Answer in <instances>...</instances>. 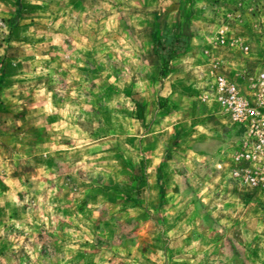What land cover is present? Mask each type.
Instances as JSON below:
<instances>
[{"label":"rangeland","instance_id":"1","mask_svg":"<svg viewBox=\"0 0 264 264\" xmlns=\"http://www.w3.org/2000/svg\"><path fill=\"white\" fill-rule=\"evenodd\" d=\"M216 73L255 100L264 0H0V264H264V128Z\"/></svg>","mask_w":264,"mask_h":264},{"label":"built area","instance_id":"2","mask_svg":"<svg viewBox=\"0 0 264 264\" xmlns=\"http://www.w3.org/2000/svg\"><path fill=\"white\" fill-rule=\"evenodd\" d=\"M255 100L243 96L236 85L220 73L214 74L210 94L233 122L252 128H264V73L259 76Z\"/></svg>","mask_w":264,"mask_h":264},{"label":"trees","instance_id":"3","mask_svg":"<svg viewBox=\"0 0 264 264\" xmlns=\"http://www.w3.org/2000/svg\"><path fill=\"white\" fill-rule=\"evenodd\" d=\"M156 44L162 49L164 53L161 73L167 69L168 61L171 60L175 52H182L186 46V42L180 35L174 32L164 30Z\"/></svg>","mask_w":264,"mask_h":264}]
</instances>
